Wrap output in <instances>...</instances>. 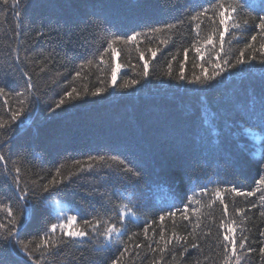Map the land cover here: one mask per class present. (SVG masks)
I'll use <instances>...</instances> for the list:
<instances>
[{
	"label": "trees",
	"instance_id": "16d2710c",
	"mask_svg": "<svg viewBox=\"0 0 264 264\" xmlns=\"http://www.w3.org/2000/svg\"><path fill=\"white\" fill-rule=\"evenodd\" d=\"M218 2L0 0V118L7 123L11 112H24L0 128V224L7 226L0 228V264H224L221 223L236 230L239 264H264V186L257 184L264 176V0H235L241 26L229 23L223 51ZM204 9L207 16L192 20ZM135 33L137 41L126 42ZM241 52L246 63L236 64ZM204 69L220 75L193 83ZM73 88L79 97L68 99ZM97 89L104 91L92 95ZM57 169L64 182L43 192ZM233 187L261 191L240 196ZM54 201L68 205L87 238L49 231L58 223ZM125 205L134 218L118 221ZM85 220L123 232L105 245ZM7 228L16 235L6 238ZM46 233L51 247L37 249Z\"/></svg>",
	"mask_w": 264,
	"mask_h": 264
},
{
	"label": "snow or ice",
	"instance_id": "6c2138e0",
	"mask_svg": "<svg viewBox=\"0 0 264 264\" xmlns=\"http://www.w3.org/2000/svg\"><path fill=\"white\" fill-rule=\"evenodd\" d=\"M7 2H8V0H4V3H7ZM213 9H214L213 15L219 17L218 24L221 26V29L219 30V42H220V50L223 51L224 37L229 32V23L231 22V26L235 27V28H239L241 26L240 23L236 22V17L234 15L237 13L238 5H237V3H235V0H224V2H218L217 4H215L213 6ZM208 11H209L208 9H204L203 12L197 13V15L193 16L192 20H199L201 15L207 16ZM243 23L247 24L248 21L244 20ZM169 27H172V26L170 25ZM196 27L198 29L200 27V25L197 24ZM258 27L261 29L262 32H264V17H260ZM154 31L158 32L161 30L160 29H154ZM140 35H141L140 33H135L133 35H130L127 37L126 42H136L138 39V36H140ZM255 39H256V37L253 36L252 40H255ZM113 43H115V41H113ZM205 43L206 44H212L213 43V37L209 36L206 39ZM108 47L112 49L113 53L118 55V53L116 52V49L114 47H112V44H109ZM249 47H250V45H249ZM261 49H264V44L261 45ZM196 51L199 53L200 48H196ZM156 54H157L156 51H152L151 55H152L153 59L156 57ZM243 56H244V53L241 52L240 58H237V60H236V64L246 63V61L243 59ZM185 58H187V52H185ZM216 58H217V60L220 59L219 54H217ZM140 59H142V60L144 59V53L143 52H141V54H140ZM200 59L201 60L204 59L203 53H201ZM253 59H255V57H253ZM224 63L227 64L228 61L225 60ZM200 66L203 69V65H200ZM120 67L121 66L119 64H117L116 67H114L112 69V82L113 83H115V81H116L117 72L119 71ZM215 67L217 69H219L221 67V65L219 63H217V64H215ZM25 75H27V74H25ZM77 75H79V73H77ZM143 75L144 76L148 75V61H145ZM219 75H220L219 71L215 72L213 75H210V74H208L207 70L204 69L203 76L202 77L201 76L195 77V79L192 82L198 83V84H205L207 82L214 80L216 78V76H219ZM28 79L30 81L31 77H28ZM180 79H182V80L184 79L183 73H181ZM131 83L136 84V83H138V81L133 80ZM128 86H130V85H128V84L125 85V87H128ZM103 91H104V89H97L96 92L92 93V95H99ZM5 92H6V89L4 87H0V95H4ZM74 93H76L75 96L73 95ZM17 95H23V94L17 93ZM66 97L68 99H75V98L79 97V93H77L76 89L73 88L72 91L66 93ZM21 103H23V101H21ZM64 103H65V99H61L59 101V103L56 105V107L59 108ZM23 114H24L23 108H21L20 110L11 112L10 119L7 123L3 122L2 118H0V128H6L11 124V122L20 120V118ZM4 160H5V156L3 154H0V161H4ZM121 163H123V161ZM88 167L91 168L92 165H88ZM125 170L127 172L132 173L133 175H139V173L135 172L131 167H127ZM15 172H16V176L14 177V180L17 182V185H18V182L20 180V175H19L20 174V168H18V167L15 168ZM57 177H61V173H60L59 169H57L56 176L53 177L51 180H49L48 184L42 186V191L43 192H50L52 189L58 187V185H60L64 182V179L62 177L60 179H57ZM69 179H71V178L69 177ZM257 184L264 186V176L260 177V179L257 181ZM231 190L240 196H242V195L254 196L256 194V192L261 191V188L257 187L255 189V191H249L247 193H245L243 191H239L235 187H233ZM201 192L204 194H207V190L204 188L201 189ZM28 195H29V191L27 189H22L20 199H24V198L28 197ZM214 195H215V197H217L221 200V203H223L222 193L219 190L215 191ZM193 199H195V193H194ZM260 200L262 202H264V194H262L260 196ZM189 203H191V201ZM196 203H200V201L196 200ZM223 207H224V211L227 212V210H228L227 204H224ZM126 208H127V206L125 205L124 208L117 210V220L118 221H122L125 218H127L128 216L134 214L131 212V210L125 211ZM188 210H189V205L186 204L182 213H181L185 220L189 219V216L187 215ZM7 213L9 216H12V219L9 221V224H12L13 227H15V216L12 215V209L8 208ZM168 215L169 216H175L176 213L170 212V213H168ZM164 219H165L164 216L160 217L161 222H163ZM57 220L59 221L58 223H53L50 226L49 231L51 233H56L57 230L60 229V230H62L63 235L70 237L72 239H82L84 237L89 236L88 231L80 230L79 228H77L76 230H70V226L76 223L77 216H75V215L69 216L67 214V211L61 210L60 212H58ZM83 223L86 226L90 227L93 233H96L100 236H103L105 238V241H111L114 236L119 237L123 232L122 228L118 227L116 223H109L108 221H97V222L93 223L91 221L85 220ZM100 224H104V227L102 230L100 228ZM4 227H7V226L0 224V228H4ZM221 227L226 228V231L223 233V240H222V246H223V248L227 254V258L225 259L224 264H231L232 259L234 257H237V238L235 236L236 230L234 227H231L229 225H225L223 223H221ZM229 233H231V235H229ZM15 235H16V233L13 231V228H7L6 238L7 237H14ZM163 239H164L163 236H161V240H163ZM177 239H181V238H177ZM17 243H21V242L17 241ZM36 247H37V249H39V248L47 249V248L51 247V238L48 236L47 233L45 234V238L42 240V242L40 244H38ZM191 247L197 248L198 245L193 242L191 244ZM239 247L244 248V243L241 242ZM22 248L25 252L28 253V255L30 257L31 252L28 251V245L23 244ZM124 251H127V249H124ZM261 252L264 253V249H261ZM122 255H123V252H121V256ZM112 264H120V260L119 259L113 260ZM236 264H239L238 257L236 259Z\"/></svg>",
	"mask_w": 264,
	"mask_h": 264
},
{
	"label": "rangeland",
	"instance_id": "374dc122",
	"mask_svg": "<svg viewBox=\"0 0 264 264\" xmlns=\"http://www.w3.org/2000/svg\"><path fill=\"white\" fill-rule=\"evenodd\" d=\"M51 205H52V207H53V209H54L56 215H57L58 212H60L61 210H65V211H67V214H68L69 216L72 215V214L69 212V207H68V205H65V204H63V203H61V202H59V201L51 202ZM130 217L134 218V215H130ZM58 222H59V221H58ZM76 229H77V228H76L75 224H73V225L70 226V230H76ZM84 238H87V237H84ZM84 238H82V239H84ZM104 241H105V238H104ZM111 243H112V240H111V241H105V245H108V244H111Z\"/></svg>",
	"mask_w": 264,
	"mask_h": 264
}]
</instances>
